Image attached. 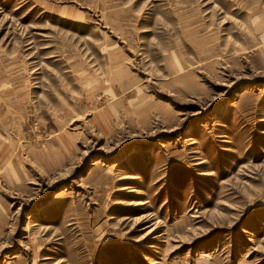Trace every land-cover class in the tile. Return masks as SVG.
Returning a JSON list of instances; mask_svg holds the SVG:
<instances>
[{
    "label": "rangeland",
    "instance_id": "rangeland-1",
    "mask_svg": "<svg viewBox=\"0 0 264 264\" xmlns=\"http://www.w3.org/2000/svg\"><path fill=\"white\" fill-rule=\"evenodd\" d=\"M0 264H264V0H0Z\"/></svg>",
    "mask_w": 264,
    "mask_h": 264
}]
</instances>
